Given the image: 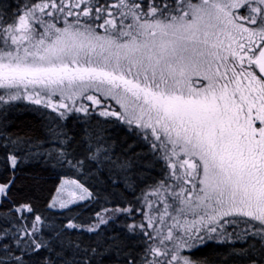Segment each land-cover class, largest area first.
I'll return each instance as SVG.
<instances>
[{"label":"snow or ice","instance_id":"6c2138e0","mask_svg":"<svg viewBox=\"0 0 264 264\" xmlns=\"http://www.w3.org/2000/svg\"><path fill=\"white\" fill-rule=\"evenodd\" d=\"M0 264H264V0H0Z\"/></svg>","mask_w":264,"mask_h":264},{"label":"trees","instance_id":"16d2710c","mask_svg":"<svg viewBox=\"0 0 264 264\" xmlns=\"http://www.w3.org/2000/svg\"><path fill=\"white\" fill-rule=\"evenodd\" d=\"M18 115L21 116V118H27V114L24 113H19ZM213 250L220 252V253H224L227 251V246H211V247H205L203 249H200L198 252H196V255L198 256H203V255H207L210 252H212Z\"/></svg>","mask_w":264,"mask_h":264},{"label":"flooded vegetation","instance_id":"af4514ba","mask_svg":"<svg viewBox=\"0 0 264 264\" xmlns=\"http://www.w3.org/2000/svg\"><path fill=\"white\" fill-rule=\"evenodd\" d=\"M212 245H213V246H216V247H217V246H226V245H218V244H215V243H213ZM203 248H205V247H202L201 249H203Z\"/></svg>","mask_w":264,"mask_h":264}]
</instances>
